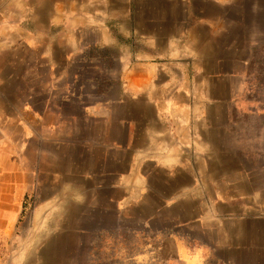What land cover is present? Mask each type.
Listing matches in <instances>:
<instances>
[{
	"label": "crops",
	"instance_id": "obj_1",
	"mask_svg": "<svg viewBox=\"0 0 264 264\" xmlns=\"http://www.w3.org/2000/svg\"><path fill=\"white\" fill-rule=\"evenodd\" d=\"M261 2L0 0V206L10 204L9 191L25 196L34 171L25 169L22 153L45 132L52 136L61 121L50 97L42 108L36 101L35 71L44 66L54 76L61 63H83L87 81L91 75L84 69L94 61L89 53L115 51L118 55L110 61L121 64V71L111 69L97 77L115 78L121 85L117 96L83 104L87 120H105L109 127L86 151L96 154L95 161L83 163V188L95 189L96 206L107 203L104 197L110 191L112 205H119L122 195L127 197L124 204L145 211L159 204L192 220L193 191L213 189L216 173L229 169L224 160L217 164L208 151L201 155L193 147L199 146L200 137L216 141L211 135L214 109L226 89L217 90L215 78L221 77L225 88V72H216L221 53L215 44L230 46V34L245 28L243 15L263 13ZM16 61L26 68L19 71ZM186 61L194 63V72L178 68ZM185 237L180 231L170 238L173 258L168 264H204L201 245ZM154 247L156 254L167 252L161 242Z\"/></svg>",
	"mask_w": 264,
	"mask_h": 264
},
{
	"label": "rangeland",
	"instance_id": "obj_2",
	"mask_svg": "<svg viewBox=\"0 0 264 264\" xmlns=\"http://www.w3.org/2000/svg\"><path fill=\"white\" fill-rule=\"evenodd\" d=\"M246 5L249 10L252 3ZM261 6L264 9V0ZM242 20L245 28L230 34V46L215 44L219 59L228 58L214 63L216 72H225V88L221 77L215 78L217 90L226 89L214 109L211 135L216 141L200 137L199 146L193 144L201 155L208 151L215 156L217 164L224 160L229 169L216 173L213 189L193 191L197 200L192 220L159 204L146 211L124 204L127 197L122 195L120 204L112 205L110 191L104 197L107 203L96 206L95 189L83 188V163L95 161L96 154L86 151L109 128L105 120H87L83 104L117 96L121 85L115 78L97 77L111 69L121 71V64L110 61L117 52L89 53L94 63L84 69L91 75L87 81L83 63H61L54 76L49 68L38 67L36 101L42 108L50 97L61 123L54 137L45 132L22 153L25 169L34 174L24 197L9 191L10 204L0 206V264H168L173 258L170 238L180 231L201 245L204 264H264V11H248ZM9 57L16 58L12 53ZM186 62L178 68L194 72V63ZM14 63L19 71L26 68ZM199 181H204V174ZM157 242L166 253L154 252Z\"/></svg>",
	"mask_w": 264,
	"mask_h": 264
},
{
	"label": "bare ground",
	"instance_id": "obj_3",
	"mask_svg": "<svg viewBox=\"0 0 264 264\" xmlns=\"http://www.w3.org/2000/svg\"><path fill=\"white\" fill-rule=\"evenodd\" d=\"M262 228H263V226H262V225H260V226H259V229L261 230ZM261 234H262V233H261Z\"/></svg>",
	"mask_w": 264,
	"mask_h": 264
}]
</instances>
